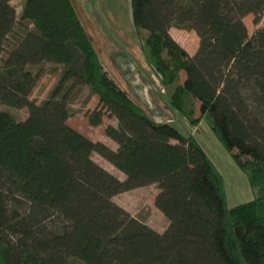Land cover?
Segmentation results:
<instances>
[{"label":"trees","instance_id":"trees-1","mask_svg":"<svg viewBox=\"0 0 264 264\" xmlns=\"http://www.w3.org/2000/svg\"><path fill=\"white\" fill-rule=\"evenodd\" d=\"M130 1L146 68L168 104L193 127L204 120L256 196L227 208L223 178L202 147L151 120L112 80L71 0H23L18 18L11 0H0V105L28 112L23 121L0 112V264H264V26L250 34L243 22L252 16L258 26L264 0ZM172 27L194 31L193 56ZM44 63L62 70L36 104L34 68ZM75 85L98 101L91 126L105 115L117 121L104 130L116 149L67 124ZM150 185L168 222L163 233L112 200Z\"/></svg>","mask_w":264,"mask_h":264},{"label":"rangeland","instance_id":"rangeland-1","mask_svg":"<svg viewBox=\"0 0 264 264\" xmlns=\"http://www.w3.org/2000/svg\"><path fill=\"white\" fill-rule=\"evenodd\" d=\"M71 2L102 61L104 69L112 80L143 109L151 120L169 124L181 134L191 135L196 139L223 178L227 208L254 199L256 190L250 186L246 173L240 169L236 160L222 148L205 125L204 120L193 127L168 104L167 91L160 85L156 76L146 68V50L142 38L136 34L133 27L131 1L71 0ZM22 4L23 0H11L10 2L17 18L21 12ZM252 20V16H249L244 21L250 34L264 26V15L256 27L252 24ZM172 34L175 40L188 50L195 47L196 38L189 37V30L173 28ZM34 69H38L40 75L29 95V100L40 104L47 99L50 91L58 83L62 67L44 63ZM99 108L96 97L92 96L86 87L75 85L70 93L67 124L91 141L101 142L115 149L116 145L104 134L106 127L117 126V121L114 118L105 115L99 126L89 124L88 117ZM0 112L10 115L16 121H23L28 113L25 108L17 109L7 105H0ZM215 114L212 112L211 115L215 123L218 124L219 120L216 116L219 118L221 116ZM198 115L196 113L195 117ZM206 120L208 121V118ZM234 152L237 153V151ZM245 159L242 157V161ZM92 160L119 180L124 179L122 173L115 170L97 154H92ZM257 166H264V162H258ZM156 192V185H150L121 193L113 197L112 200L152 230L163 233L168 222L154 206Z\"/></svg>","mask_w":264,"mask_h":264},{"label":"crops","instance_id":"crops-1","mask_svg":"<svg viewBox=\"0 0 264 264\" xmlns=\"http://www.w3.org/2000/svg\"><path fill=\"white\" fill-rule=\"evenodd\" d=\"M249 16H246L244 19H243V22L245 21V19L246 18H248ZM245 23V22H244ZM173 28L174 27H172L170 30H169V34H170V36L172 37V39L174 40V41H176V43L182 48V49H184L187 53H188V55L189 56H193L195 53H196V51H197V49H198V44H199V40H198V37L196 36V34L194 33V31H189V37L191 38V36L192 37H194V38H196V41H195V47L192 49V50H188V48H186L184 45H182V44H180L177 40H175V38H174V36H173V34H172V30H173ZM253 33V32H252ZM251 33V34H252ZM181 79H182V81L185 79V76H184V74H182L181 75ZM197 106H198V104H197ZM112 149V148H111ZM116 149V148H115ZM148 187V186H147ZM142 188H144V187H142ZM138 189H141V188H138ZM135 190V189H134ZM132 191V190H131ZM158 193V190H157V192H156V194Z\"/></svg>","mask_w":264,"mask_h":264}]
</instances>
